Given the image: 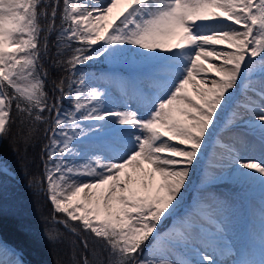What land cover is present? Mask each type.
I'll return each instance as SVG.
<instances>
[{"label":"snow or ice","instance_id":"snow-or-ice-1","mask_svg":"<svg viewBox=\"0 0 264 264\" xmlns=\"http://www.w3.org/2000/svg\"><path fill=\"white\" fill-rule=\"evenodd\" d=\"M50 53L66 75L44 68ZM131 55L152 67L135 107L82 70ZM40 124L43 180L29 187L46 183L57 222L92 237L64 264H264V204L258 259L239 258L226 200L201 196L178 212L210 146L212 169L264 192V0H0V142L16 126L26 152ZM180 248L192 258L177 259ZM17 251L0 239V254Z\"/></svg>","mask_w":264,"mask_h":264},{"label":"trees","instance_id":"trees-1","mask_svg":"<svg viewBox=\"0 0 264 264\" xmlns=\"http://www.w3.org/2000/svg\"><path fill=\"white\" fill-rule=\"evenodd\" d=\"M42 23L46 24V21L42 20ZM57 24L59 25V20H57ZM55 36L56 33H53L50 37V47L54 45ZM54 59L55 56L50 53L43 61L44 68L49 73L55 71L66 75L63 69L53 70L51 64ZM82 70L85 72L86 67L83 66ZM46 83L50 90L52 87L51 78ZM46 127L47 125L44 124L38 126L37 142L26 152L23 146L17 145L14 139L17 131L16 126H13L12 132L0 142V157L10 165L9 174L16 184L11 189L4 187L0 190V236L5 242L20 249L31 264H64L68 258L70 245L79 250L80 239L87 237L91 241L92 237L83 231L78 235L72 234L66 231L61 223L53 221V218L64 220L65 216L56 213L53 207L48 204L42 191L43 183L29 187V182L34 174L41 181L43 180L46 157L41 149L47 143V138L44 135ZM14 147H19V151H14ZM6 194L10 195L9 199L4 196ZM46 230L59 235L64 242L49 245L43 236ZM42 247L48 250L47 254L41 249Z\"/></svg>","mask_w":264,"mask_h":264},{"label":"bare ground","instance_id":"bare-ground-1","mask_svg":"<svg viewBox=\"0 0 264 264\" xmlns=\"http://www.w3.org/2000/svg\"><path fill=\"white\" fill-rule=\"evenodd\" d=\"M117 7L118 8L122 7V5H118ZM131 58L137 59L135 58L134 55H131ZM101 59L102 60L100 62L103 64L104 63L103 58ZM124 59H120L116 61H107L108 63L107 65H109L108 66L109 69L106 70L105 72L106 75L112 72L126 73L124 78L118 79L116 82H114L113 89L116 91V93H119V95L117 94V97L114 100L118 102L126 100L128 103H131L133 107H135L136 104L143 97V95L147 94V92L150 90L149 78H150V73L152 72V67L149 63L143 62L139 59H137L135 62L131 61L129 56ZM101 80L102 77H99L96 80V82H94V86L95 85L98 86ZM236 131H244V129H236ZM256 149H258V145L253 148H250L249 150L255 151ZM215 151H216L215 148L212 147L208 152L206 159L204 160L203 173L201 177V181L203 183L199 184L197 186L198 189L196 190L202 191L201 193H203L208 185H214L216 183L217 185H219L221 190L228 192L229 189L230 192L233 193L234 195H239L244 197V199L247 201V212L250 214L251 217H253V219L249 220L248 227L242 233V238H243L241 239L242 242L233 239L231 234H229V236L233 241H235L236 245L240 248L241 251V255L239 257L240 259H245V258L258 259L259 245L255 246L251 241L259 238L261 223L256 222L254 218L259 217L261 219V207L262 204H264V201H262V197H264V192H262L261 185L259 184L258 181H244L240 179L238 176L230 174L227 168L219 169V170L212 169L210 165H212L215 162L213 156V153ZM209 173H211L215 178L210 182H206L205 175ZM2 242L6 246H9L3 240ZM251 245L254 248V250L251 247ZM9 247L14 248L12 246ZM17 250L18 251L16 252L15 255L0 254V259H8V260H15L16 258L21 259L22 252L19 249ZM257 250L258 253H256ZM184 252H186L187 254L188 253L191 254V252L186 249H184ZM23 264H28V263L23 261Z\"/></svg>","mask_w":264,"mask_h":264},{"label":"rangeland","instance_id":"rangeland-1","mask_svg":"<svg viewBox=\"0 0 264 264\" xmlns=\"http://www.w3.org/2000/svg\"><path fill=\"white\" fill-rule=\"evenodd\" d=\"M129 58L131 61H134V62L137 60V59L131 58V56H129ZM101 60L102 59L90 61L85 66L86 67L85 72L89 73L90 80H91V83L93 86H94V82H96V80L99 77H102V80L98 86H102L106 90H108L111 97L113 99H115L117 97V94L119 95V93H116V91L113 89L114 82H116L118 79L124 78L126 73L125 72H122V73H119V72L113 73L112 72V73L106 75L105 71L109 69L108 68L109 65H107L108 64L107 60L103 59V61H104L103 64L100 62ZM222 119H223V116H222ZM211 148H212V146H210L208 149H206V155L201 157V163L196 166L195 172L191 177V182L189 184L188 191L185 193V199H184L181 207L178 209V212L181 215L185 214L187 211H189L188 209H191L195 206L197 200H199L201 198V196L215 195L217 198L226 200L228 203L227 213H228L229 218H230L229 234H231L233 239H236L237 241L242 242V240H241V239H243L242 233L248 227L249 220L253 219V217H251L250 214L247 212V201L244 199V197L239 196V195H234L233 193L230 192L229 189H228L229 193L227 191L221 190L219 185H217L216 183L214 185H208L206 187V190L205 191L203 190L204 191L203 193H201L202 191L196 190V189H198L197 186L199 184L203 183L201 181V177H202V173H203L204 160L206 159L207 154ZM247 154L252 155V156L260 155L259 147L255 151H250L248 149ZM9 171H11L10 165L7 163L6 160H4V158L0 157V190L4 186L7 187L8 189H11L12 186L15 187V185H16L14 183V181L12 180L11 175L9 174ZM43 185H44L42 187L43 195H44L45 199L48 201V204L51 207H53V205L51 204V202L48 200V197H47V185H46V183H43ZM15 190L17 191V188H15ZM8 193H10V191H8ZM4 196H6V198H8V199L10 198V195L6 194ZM0 202H1V198H0ZM254 220L256 222L261 223V219L259 217H255ZM53 221L57 222V221H63V220L53 218ZM172 223H175V220H170V221L165 222V228L170 227V225ZM61 226L66 231H68V229L64 226L63 223H61ZM251 242H253V245L258 246L259 245V238H257L256 240H253ZM244 245H245V242H244ZM251 247H252V245H251ZM41 249L46 254L48 253V250H46L44 247H42ZM253 250H254V248H253ZM256 253H258V250ZM175 257L177 259H184V258L190 259V258H192V254H190V253L187 254L186 252H184L183 248H180V249L176 250ZM21 259H22V261L28 263L27 259L24 257L23 252H22Z\"/></svg>","mask_w":264,"mask_h":264}]
</instances>
